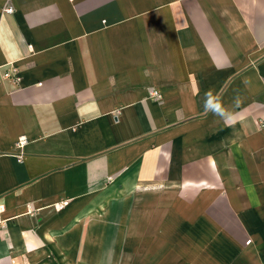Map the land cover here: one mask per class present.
<instances>
[{
  "label": "crops",
  "instance_id": "crops-1",
  "mask_svg": "<svg viewBox=\"0 0 264 264\" xmlns=\"http://www.w3.org/2000/svg\"><path fill=\"white\" fill-rule=\"evenodd\" d=\"M0 216V264H264V0H0Z\"/></svg>",
  "mask_w": 264,
  "mask_h": 264
},
{
  "label": "clouds",
  "instance_id": "clouds-1",
  "mask_svg": "<svg viewBox=\"0 0 264 264\" xmlns=\"http://www.w3.org/2000/svg\"><path fill=\"white\" fill-rule=\"evenodd\" d=\"M239 103L240 101L237 99L236 105L238 106ZM203 107L206 113L211 112L212 114L217 115L226 121L234 122L236 119L234 113L224 106L222 98L219 95L214 94L211 89L205 92Z\"/></svg>",
  "mask_w": 264,
  "mask_h": 264
},
{
  "label": "built area",
  "instance_id": "built-area-1",
  "mask_svg": "<svg viewBox=\"0 0 264 264\" xmlns=\"http://www.w3.org/2000/svg\"><path fill=\"white\" fill-rule=\"evenodd\" d=\"M1 11L3 13H12L13 12V7L9 6L7 8H3ZM4 77L5 78H12L14 80H18L16 69L12 68L9 73H5L4 74ZM151 96L156 98V99H160L161 98V96H160V94L158 92H152ZM63 205L64 204L59 205V209H61L63 207ZM3 225H4L3 224V220L1 219V216H0V230L2 229ZM247 243H249V241Z\"/></svg>",
  "mask_w": 264,
  "mask_h": 264
}]
</instances>
